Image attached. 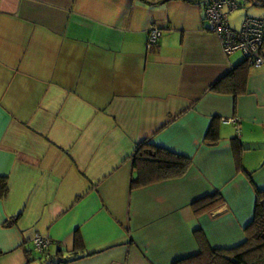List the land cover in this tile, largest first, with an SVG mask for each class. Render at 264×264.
Instances as JSON below:
<instances>
[{"label":"crops","instance_id":"obj_1","mask_svg":"<svg viewBox=\"0 0 264 264\" xmlns=\"http://www.w3.org/2000/svg\"><path fill=\"white\" fill-rule=\"evenodd\" d=\"M158 1L0 0V264H175L245 243L264 192V65H248L246 94L215 92L245 56L224 53L203 0ZM235 1L232 28L264 19V0ZM144 142L188 173L132 190ZM215 193L225 206L196 215Z\"/></svg>","mask_w":264,"mask_h":264},{"label":"trees","instance_id":"obj_2","mask_svg":"<svg viewBox=\"0 0 264 264\" xmlns=\"http://www.w3.org/2000/svg\"><path fill=\"white\" fill-rule=\"evenodd\" d=\"M141 1L150 3V0ZM170 1L173 0H161L158 1V3L160 2V4H164ZM231 1H234L237 5L235 10L240 8V5H238L235 0ZM250 1L251 0H248V3H251L252 6L262 4L261 0H253L255 5ZM222 12L228 14L229 8L224 6ZM257 20L264 21V19ZM248 65H250L249 61L245 58V61L235 68L227 82H222L214 88L216 90L215 92L219 94H232L235 97L246 94L248 83V72L246 69L249 67ZM210 139L213 143L218 141V135L215 131L210 132L208 140ZM133 158V168L135 173L131 184L132 190L167 180L181 179L188 173L192 166L191 159L172 153L169 150L152 146L147 142L141 143L137 146ZM249 177V179L252 180L251 175H249ZM8 194V179L6 177H0V200L5 199ZM224 206L225 199L223 195L218 193L209 195L193 205L196 215H202L205 213L211 214ZM16 221L17 218H14L8 221L5 226H13L17 223ZM200 232L201 229L199 228L195 230L197 235L200 234ZM246 234L247 239L245 243L237 248L230 250H217L212 249L210 246L208 247L209 244L207 242V248H203L198 256L182 260L175 264H264V192L257 191V205L254 219L246 228ZM52 264H57V262L53 261Z\"/></svg>","mask_w":264,"mask_h":264},{"label":"built area","instance_id":"obj_3","mask_svg":"<svg viewBox=\"0 0 264 264\" xmlns=\"http://www.w3.org/2000/svg\"><path fill=\"white\" fill-rule=\"evenodd\" d=\"M205 4L206 19L211 25L212 32L222 42L224 53L231 56L236 52H242L250 65L261 67L264 65V21L247 19L241 30H236L229 23V15L237 5L231 0H203ZM224 6L229 8V13H223ZM163 35L162 30L151 28L148 48H152ZM36 253L45 255L50 253L53 245L51 239L37 235L33 241ZM57 264H65L66 260L60 255L55 258Z\"/></svg>","mask_w":264,"mask_h":264},{"label":"rangeland","instance_id":"obj_4","mask_svg":"<svg viewBox=\"0 0 264 264\" xmlns=\"http://www.w3.org/2000/svg\"><path fill=\"white\" fill-rule=\"evenodd\" d=\"M251 8H253V6H252ZM230 14H231V13H230ZM243 14H244L243 11H236L234 17H237L238 15H240V20H241V15H243ZM242 24H243V21L240 22V24L238 25V28H240V27L242 26ZM160 39H161V38H160ZM222 49H223V47H222ZM223 51H224V49H223ZM235 58H236V59H238V58H243V53H242V52H236V53H235Z\"/></svg>","mask_w":264,"mask_h":264}]
</instances>
